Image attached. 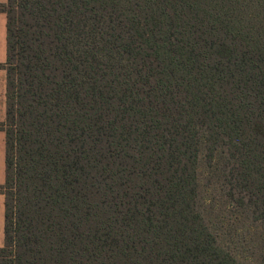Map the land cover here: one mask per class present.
<instances>
[{"label": "trees", "instance_id": "16d2710c", "mask_svg": "<svg viewBox=\"0 0 264 264\" xmlns=\"http://www.w3.org/2000/svg\"><path fill=\"white\" fill-rule=\"evenodd\" d=\"M0 11V264H264V0Z\"/></svg>", "mask_w": 264, "mask_h": 264}, {"label": "crops", "instance_id": "0c3cea01", "mask_svg": "<svg viewBox=\"0 0 264 264\" xmlns=\"http://www.w3.org/2000/svg\"><path fill=\"white\" fill-rule=\"evenodd\" d=\"M7 0H0L6 2ZM7 16L0 11V64L4 63L7 54ZM6 115V70L0 67V122L4 121ZM5 132L0 130V185L5 181ZM4 194L0 193V243L4 240Z\"/></svg>", "mask_w": 264, "mask_h": 264}, {"label": "rangeland", "instance_id": "374dc122", "mask_svg": "<svg viewBox=\"0 0 264 264\" xmlns=\"http://www.w3.org/2000/svg\"><path fill=\"white\" fill-rule=\"evenodd\" d=\"M0 243H2V242H0ZM1 245V244H0Z\"/></svg>", "mask_w": 264, "mask_h": 264}]
</instances>
